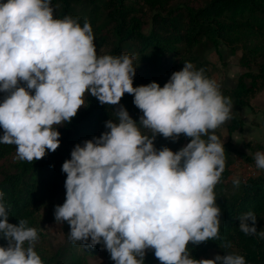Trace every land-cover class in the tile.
Masks as SVG:
<instances>
[{"label": "clouds", "instance_id": "1", "mask_svg": "<svg viewBox=\"0 0 264 264\" xmlns=\"http://www.w3.org/2000/svg\"><path fill=\"white\" fill-rule=\"evenodd\" d=\"M94 39L87 20L81 26L78 17L54 18L51 0H0V144L15 145L19 161L40 160L60 147L55 126L71 122L86 93L101 105L132 95L139 124L121 105L117 122L107 121V131L77 144L63 163L66 199L54 209L56 223L67 222L73 245H102L114 264H144L149 249L160 264H246L236 253L196 260L187 248L221 239L214 189L226 156L215 131L232 118L231 98L187 61L163 87H133L136 57L97 55ZM181 134L190 142L175 153L154 147L157 135L175 143ZM254 160L264 170V152ZM232 183L239 188L241 181ZM237 219L246 236L264 239L254 212ZM8 220L0 191V239L7 242L0 264H43L38 230L27 219Z\"/></svg>", "mask_w": 264, "mask_h": 264}, {"label": "trees", "instance_id": "2", "mask_svg": "<svg viewBox=\"0 0 264 264\" xmlns=\"http://www.w3.org/2000/svg\"><path fill=\"white\" fill-rule=\"evenodd\" d=\"M51 4L54 18L72 16L79 18L81 26L85 20L90 23L97 55L127 53L136 57L133 87L151 82L163 87L186 61L197 69L203 68L205 75L213 79L212 69L216 66L206 53L216 51L221 55L224 47L231 55L238 54V64L245 72L239 75L235 87H221L223 95L233 102L232 118L220 127L229 135L244 128L241 111L252 110V101L264 90V0H51ZM5 95L0 93V101ZM84 99L85 105L70 123L55 126L60 133V147L55 152L47 151L44 158L19 161L15 159V145L0 144V191L9 208L8 222L18 225L19 219H27L28 226L38 230L35 251L43 264H89V258L100 254L105 264H114L102 245L70 243L67 222L61 223L66 243L57 250L45 229L47 222L55 221V207L65 202L66 174L62 165L71 159L74 147L107 131L106 122H117L115 112L121 105L137 124L142 115L133 104L134 97L127 93L118 105H101L89 93ZM220 128L215 134L222 140ZM189 142L190 138L183 134L175 143L157 135L154 147H168L175 153ZM245 159L254 161L251 157ZM230 176L226 168L214 189L216 204L221 209V239L199 245L189 243L188 251L196 260L208 259L210 252L218 251L221 256L242 255L246 264H264V239L246 236L239 230L237 219L252 211L257 233L264 230V175L241 181L239 188L228 193L225 181ZM225 240L231 242V248L220 247ZM6 244L0 239V246ZM144 264H160L154 250L146 253Z\"/></svg>", "mask_w": 264, "mask_h": 264}, {"label": "rangeland", "instance_id": "3", "mask_svg": "<svg viewBox=\"0 0 264 264\" xmlns=\"http://www.w3.org/2000/svg\"><path fill=\"white\" fill-rule=\"evenodd\" d=\"M221 55L217 54L216 51H210L206 53L207 59L210 61H216L218 65L212 69L213 71V79L217 81V83L224 82V78L226 80L230 79V82H227V86H234V82L237 81L240 74L244 73V69H240L238 67V54H230L227 48L222 47ZM226 51V52H225ZM212 53H214L212 55ZM231 58V59H230ZM227 74V76H225ZM232 80V81H231ZM253 105V112H258L257 114L259 116H262L264 118V90L256 96V98L252 101ZM251 109H243L241 111V116L243 113H249ZM251 130L247 131V134ZM252 131H259V135L264 137V121L263 124L258 127L252 129ZM220 133L222 136V142L225 149V156H226V167L230 172L231 176L227 181H225V184L227 185V192L230 193L233 189V183L232 180L235 177H239L240 181L242 180V177L245 174L247 170V166L250 165V163L255 162L254 155L256 152H260L264 150V146L260 144H252L251 146H248V143L245 142L242 146L235 147V144L232 143V139L229 138V134L227 133V130L225 128H220ZM252 134V133H250ZM255 137V135H252ZM256 138V137H255ZM242 143V142H241ZM240 147V148H239ZM239 149V150H237ZM245 157H251L253 162H248ZM242 172V173H241ZM46 234L48 235V238L52 244V247L54 250L59 249L61 246H63L66 243V234H64L62 229L61 223H56L55 221L47 222L45 225ZM151 249L146 250V253H148ZM216 255L221 254L218 251H212L209 254L208 259H214ZM89 264H105L104 257L100 254L95 257L89 258Z\"/></svg>", "mask_w": 264, "mask_h": 264}, {"label": "crops", "instance_id": "4", "mask_svg": "<svg viewBox=\"0 0 264 264\" xmlns=\"http://www.w3.org/2000/svg\"><path fill=\"white\" fill-rule=\"evenodd\" d=\"M226 52V51H225ZM214 53H212L213 55ZM231 59V58H230ZM210 62L217 66L218 63L216 61H211ZM239 70L241 69V67H238ZM225 76H227V74H225ZM224 82H221L220 85L222 87H229V88H233L236 85V81L234 82V86H227V82H230V79L226 80L225 78L223 79ZM232 81V80H231ZM258 112H253L252 110L248 113H243L242 114V119L245 123V126L242 130L236 131L234 132L232 135L229 136V138L232 139V143L235 144V147L238 146H242L245 142L247 143H251L252 144H260L264 146V137L259 135V131H252V129L254 128H258L263 124L264 118L262 116H259L257 114ZM251 130L248 134L247 131ZM252 133V134H250ZM252 135H255L252 136ZM242 142V143H241ZM240 148V147H239ZM239 150V149H237ZM242 173V172H241ZM259 175H264V170H259L258 172Z\"/></svg>", "mask_w": 264, "mask_h": 264}, {"label": "built area", "instance_id": "5", "mask_svg": "<svg viewBox=\"0 0 264 264\" xmlns=\"http://www.w3.org/2000/svg\"><path fill=\"white\" fill-rule=\"evenodd\" d=\"M260 152H264V150H262ZM258 172H259V169L256 168L255 162L250 163V165L247 166V170L245 172V174H247V175H244L242 177L243 182L247 181L251 177L258 176L259 175Z\"/></svg>", "mask_w": 264, "mask_h": 264}]
</instances>
